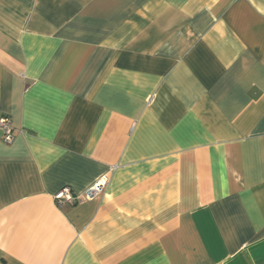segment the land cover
<instances>
[{
  "label": "crops",
  "instance_id": "0c3cea01",
  "mask_svg": "<svg viewBox=\"0 0 264 264\" xmlns=\"http://www.w3.org/2000/svg\"><path fill=\"white\" fill-rule=\"evenodd\" d=\"M0 115V264H264V0H0Z\"/></svg>",
  "mask_w": 264,
  "mask_h": 264
},
{
  "label": "built area",
  "instance_id": "2783aa9c",
  "mask_svg": "<svg viewBox=\"0 0 264 264\" xmlns=\"http://www.w3.org/2000/svg\"><path fill=\"white\" fill-rule=\"evenodd\" d=\"M0 136L6 143H10L13 140V126L10 119L5 115H0ZM104 184L105 181L101 179L89 186L81 195H75L69 187L65 186L56 192L53 198L58 206L74 204L99 194L103 190Z\"/></svg>",
  "mask_w": 264,
  "mask_h": 264
}]
</instances>
